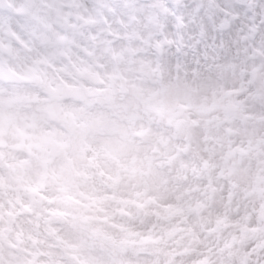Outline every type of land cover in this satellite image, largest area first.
Segmentation results:
<instances>
[{"label":"clouds","instance_id":"1","mask_svg":"<svg viewBox=\"0 0 264 264\" xmlns=\"http://www.w3.org/2000/svg\"><path fill=\"white\" fill-rule=\"evenodd\" d=\"M0 264H264V0H0Z\"/></svg>","mask_w":264,"mask_h":264}]
</instances>
